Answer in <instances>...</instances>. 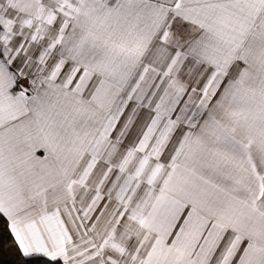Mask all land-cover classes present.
<instances>
[{
  "label": "snow or ice",
  "instance_id": "1",
  "mask_svg": "<svg viewBox=\"0 0 264 264\" xmlns=\"http://www.w3.org/2000/svg\"><path fill=\"white\" fill-rule=\"evenodd\" d=\"M0 264H264V0H0Z\"/></svg>",
  "mask_w": 264,
  "mask_h": 264
},
{
  "label": "trees",
  "instance_id": "2",
  "mask_svg": "<svg viewBox=\"0 0 264 264\" xmlns=\"http://www.w3.org/2000/svg\"><path fill=\"white\" fill-rule=\"evenodd\" d=\"M7 241L4 242V245H0V261H9L12 259V256L6 250Z\"/></svg>",
  "mask_w": 264,
  "mask_h": 264
}]
</instances>
